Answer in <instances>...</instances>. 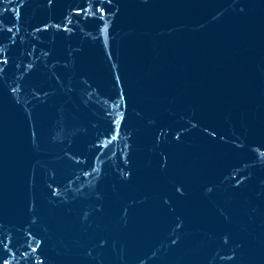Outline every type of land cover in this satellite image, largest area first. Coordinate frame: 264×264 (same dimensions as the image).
Listing matches in <instances>:
<instances>
[{
    "label": "water",
    "instance_id": "obj_1",
    "mask_svg": "<svg viewBox=\"0 0 264 264\" xmlns=\"http://www.w3.org/2000/svg\"><path fill=\"white\" fill-rule=\"evenodd\" d=\"M0 264H264V0H0Z\"/></svg>",
    "mask_w": 264,
    "mask_h": 264
}]
</instances>
